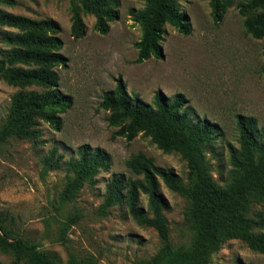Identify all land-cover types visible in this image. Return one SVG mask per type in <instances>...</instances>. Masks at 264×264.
<instances>
[{
    "label": "rangeland",
    "instance_id": "1",
    "mask_svg": "<svg viewBox=\"0 0 264 264\" xmlns=\"http://www.w3.org/2000/svg\"><path fill=\"white\" fill-rule=\"evenodd\" d=\"M12 1L13 5L0 4V10L59 24L61 53L68 63L56 72L59 89L71 103L60 115L59 130L40 122L36 140L8 138L0 143V214L8 218L15 236L36 244L58 264H66L70 256H89L94 264H151L160 247L153 229L137 225L124 205L111 208L105 216L98 214L106 185L112 175L131 176L125 163L142 152L155 165L172 169L189 187L187 163L179 153H164L141 134L130 142L114 137L117 129L108 126V112L100 108L102 95L114 89L118 77L129 95H137L147 104L156 91L167 97L182 94L194 123L206 119L218 127L219 137L206 150L205 158L215 186L226 187L232 171L227 145L238 147L236 117H252L258 127H264V40L245 34L244 17L238 13V5L249 0H225L228 6L218 24L212 20L208 0H181L180 10L190 32L181 35L166 26L160 42L162 59L150 58L142 64L134 63L137 51L133 46L141 30L127 10L142 9L145 0H107L116 4L118 19L110 23L107 34L100 35L93 30L94 17L85 15L86 32L77 41L70 35V0ZM8 32L16 31L0 28V54L9 48L1 40ZM32 89L39 90H25ZM19 90L0 77V128L11 97ZM82 145L103 151L108 156L107 168L100 169L91 183H85L64 203L61 194L72 177L66 165L69 159L79 158L77 149ZM53 152L54 159L61 155L62 160L57 168L44 170V161ZM160 192L166 201L164 215L173 245H188L194 236L185 215L190 201L162 182ZM141 204L147 208L145 195H141ZM259 214L264 216V204L252 203L249 217ZM75 215L76 220L70 222ZM0 264L15 263L10 254L0 251ZM209 264H264V255L239 240H230L213 254Z\"/></svg>",
    "mask_w": 264,
    "mask_h": 264
},
{
    "label": "trees",
    "instance_id": "2",
    "mask_svg": "<svg viewBox=\"0 0 264 264\" xmlns=\"http://www.w3.org/2000/svg\"><path fill=\"white\" fill-rule=\"evenodd\" d=\"M181 0H145L142 9L130 8L127 14L139 25L140 39L134 43L137 51L135 64L150 58L162 59L160 42L165 27H173L179 34L190 32L185 15L180 10ZM0 4L13 5L12 0ZM214 24L224 17L225 0H208ZM116 4L107 0H70V35L81 39L86 32L85 15L95 19L93 30L100 35L109 31L110 23L118 19ZM246 35L264 40V0H249L238 5ZM15 30L3 34L1 40L9 46L0 54V77L10 86L20 88L10 100L5 121L0 128V143L8 138L36 140L40 122L59 130L60 115L70 106L71 98L61 93L56 69L67 67L68 59L61 53L59 24L51 19L33 20L0 10V28ZM264 57V44H263ZM264 74V67L262 68ZM39 90H25L26 88ZM100 108L108 112L109 127L116 128L114 137L127 142L139 134L164 153L177 152L186 161L189 170V187L184 186L172 170L157 166L144 153L139 152L126 161L132 174L112 175L105 188V196L98 214L124 205L126 213L139 226L153 229L160 247L150 260L151 264H209L211 257L227 241L239 240L264 255V216L249 217L252 203L264 204V127H258L252 117L238 115V147L227 145L231 178L224 188H217L205 158L219 137L218 127L203 120L194 123L189 117L187 101L182 94L167 97L156 91L151 104L137 95H129L118 77L113 90L102 95ZM79 158L69 159L66 167L71 172L61 194V201L70 202L91 183L100 169L107 168L108 156L88 145L78 147ZM53 152L44 161V170L59 166L62 156L54 159ZM135 176V177H132ZM160 182L169 190L187 198L191 206L185 213L193 229L188 245L175 247L164 215L166 201L160 192ZM141 195L147 197V208L141 204ZM77 215L70 216L74 222ZM70 224V223H67ZM65 225L68 227L69 225ZM6 216L0 214V251L10 254L15 264H58L50 260L38 246L13 234ZM66 264H94L91 257L70 256Z\"/></svg>",
    "mask_w": 264,
    "mask_h": 264
}]
</instances>
